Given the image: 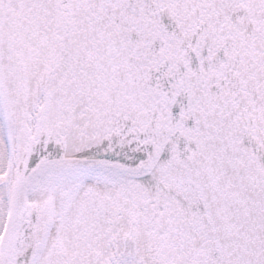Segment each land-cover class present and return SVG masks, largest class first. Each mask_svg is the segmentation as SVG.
Listing matches in <instances>:
<instances>
[{
  "label": "snow or ice",
  "instance_id": "1",
  "mask_svg": "<svg viewBox=\"0 0 264 264\" xmlns=\"http://www.w3.org/2000/svg\"><path fill=\"white\" fill-rule=\"evenodd\" d=\"M0 264H264V0H0Z\"/></svg>",
  "mask_w": 264,
  "mask_h": 264
}]
</instances>
